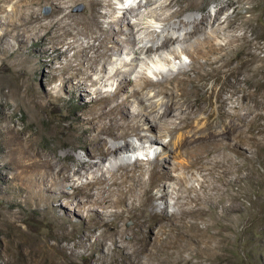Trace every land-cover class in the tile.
<instances>
[{"label": "bare ground", "instance_id": "6f19581e", "mask_svg": "<svg viewBox=\"0 0 264 264\" xmlns=\"http://www.w3.org/2000/svg\"><path fill=\"white\" fill-rule=\"evenodd\" d=\"M76 1L79 0L13 1L12 17L10 16L8 25L0 33V58L8 50L3 45L5 38L10 36L18 43L24 42L22 36L29 25L27 23H34L33 28L43 29L46 36L45 43L49 46L43 49L45 53L58 52L57 59L61 55L74 52L71 57L77 64L72 69L76 70L75 74L80 76L81 86L92 77L93 71L105 73L106 64L113 61V55L127 47H131L134 52L130 65H133L131 64L133 61L137 62L134 65H139L140 61L143 63L144 60L166 64L171 63L172 59L182 58V55L190 60L189 63L180 62L175 68H155L154 72L159 76L156 80L147 73L142 74L143 83L140 87L131 90L128 97L121 101L114 99L116 93L105 94L94 99L93 110L82 117L75 118L80 126L70 127L71 131L81 135V143L92 147L86 152L84 158L73 157L68 153L59 157L55 150L43 155L38 147L34 150L32 157L34 178L29 192H26L27 198L38 207L43 206V218H47V222L54 225L52 233L40 242L49 244L48 239L52 238L56 241L57 249L61 247L62 252L66 253L70 248L67 245L69 243L75 245L76 249L90 250L88 259L91 264L95 262L135 264L131 258L134 254L132 251L122 255L109 251L101 257L100 249L107 246L108 241L113 245L122 244L120 243L122 236L127 232L123 223L129 218L135 221L140 235L134 240V244H138L141 249L151 244L155 247L157 242L163 245L161 242L168 241L165 237L168 230L196 228L199 224L197 225L194 219H205L216 213L215 208L207 200L213 197V190L219 191L212 180V175L217 173L215 168L219 165L217 161H214V166H210L208 160L212 158V155L228 147H223L216 143L217 141L206 142L200 144L201 146L194 153L187 155L182 162L169 161V156L161 160L143 162L139 156L134 158L135 155L129 153L137 152L142 148L140 146L147 142L150 144L160 142L166 134L176 136L177 133L185 132V134L209 137L222 128L227 131L231 125L240 126L243 123L244 105L238 102V106L230 112L227 107L229 102L249 99L256 105L264 107V34L251 20L235 24L232 19L227 18L229 22L226 23V20L220 22L219 14L229 2L234 0H227L224 4L215 6V18L210 25L214 29L210 32H206L209 25L207 20L211 12L208 7L210 0H167L161 5L157 4L158 0H147L146 3L133 0L123 9L122 14H117L115 9L112 12L100 11V8L104 6H113L111 0H84L88 4V10L83 15H77L70 10ZM45 3L53 6L52 17L48 22H44L38 10ZM152 5H158V10H155L157 8L150 10ZM4 6L0 5V8H5ZM142 6L148 7L146 17L151 16L155 23H163L161 28H152V24L147 26V18L144 17L133 23L126 22L130 14L135 13L139 16ZM165 7L168 8L169 13L163 15ZM191 10L199 11L201 16L194 13L185 15ZM117 19L121 23L113 32L112 39L108 40L106 35ZM173 21L178 23L171 25ZM25 24L27 27L24 26ZM238 29H243L244 33L236 34ZM78 35L90 38L88 44L81 43ZM70 37L73 38L72 41H68ZM176 42L184 44L182 49L175 46ZM115 70L114 75L123 71L120 67ZM211 80L217 84L215 86L217 89L212 94H206L205 88ZM150 91H154L152 96L150 94L151 98L163 96L162 105L154 100L148 104L145 103L143 96ZM132 98H135L138 106L134 108V111L129 112L127 109ZM153 112H157L158 116L154 117ZM259 118L262 121L258 124V129L260 133H264V113H260ZM132 138L137 141H133ZM77 147L74 146V148ZM164 149L171 150L170 143L164 144ZM53 157L59 162L71 161L73 165L59 167L52 161ZM103 164L104 167H101ZM146 164H149L147 169H145ZM98 170H102V174L95 175L94 182H88V189L83 188L74 193L67 191L66 187L75 176L89 171L94 173ZM146 170L147 180L143 178ZM195 170L203 175L200 189L188 185V177L184 175L187 172L194 173ZM224 171L221 170L220 176L216 177L217 182H224L222 177ZM256 171L258 172L257 169ZM117 172L119 177H115ZM107 173L111 174L112 178H107ZM95 183L99 184L96 189H94ZM170 183H172L170 186L172 189L168 191L166 184ZM113 193H117L116 198H112ZM169 196L174 199V206H177V209L170 211V214L166 204L161 209L157 208L158 201L167 200ZM217 197L223 208L229 212L235 207L233 204L241 199L239 194L230 192H220ZM73 201H75L74 204ZM108 208L111 210L106 212ZM155 217L165 219L166 223L160 225L159 232L149 240L147 238L150 236L151 221ZM218 218L217 213L213 219L217 225ZM81 226L84 228L80 230ZM211 227L213 226L209 224L206 229L209 230ZM97 229H100V233L92 234ZM142 232L146 233V236H142ZM63 242H66L65 245H62ZM74 250L71 249L69 257L74 254ZM114 250L113 247L112 251ZM164 260L162 259L163 262Z\"/></svg>", "mask_w": 264, "mask_h": 264}, {"label": "rangeland", "instance_id": "374dc122", "mask_svg": "<svg viewBox=\"0 0 264 264\" xmlns=\"http://www.w3.org/2000/svg\"><path fill=\"white\" fill-rule=\"evenodd\" d=\"M11 1L0 0V5H5V8H0V33L8 25V20L12 15L13 1L15 0ZM111 1L113 6H104L100 8V11L112 12L115 9L117 14H122L123 9L129 5L128 3L133 2V0ZM166 1L158 0L157 4L161 5ZM141 2L146 3L147 0H141ZM225 2L227 0L209 1L208 7L211 12L208 16L207 23L209 25L206 32L214 29L210 25L215 18V6ZM158 5H152L150 10L157 8ZM143 7L139 16L135 13L130 14V18L126 22L133 23L144 17L147 18V26L152 24V28H161L163 23L157 22L159 20L155 23L154 18L151 16L146 17L145 14L149 10L147 6H145L146 8ZM167 9L165 7L163 15L169 13ZM38 10L39 14L43 16L44 22H48L52 17L53 6L50 3H45ZM70 10L77 15H83L88 10V4L84 0H79L73 3ZM155 10H158V8ZM190 13L201 16V13L197 10L188 11L185 15ZM227 18L232 19L235 24H240L244 20H251L258 30L264 34V0H234L229 2L218 16L220 22L225 20L226 23L229 22ZM147 22L149 23L147 24ZM120 23L119 19L113 22L110 32L106 35L108 40L112 39L113 32ZM177 23L173 21L171 25ZM27 24H29L28 27ZM27 24L24 25L27 29L22 36L24 42L18 40V43L12 37L7 36L3 41V45L8 50L0 58V264H91L88 259L91 254L90 250L76 249L75 245L69 243L67 244L68 247L75 249L74 254L69 257L68 254H70L71 249L69 248L67 253L62 252L61 247L57 249L54 239L49 238V244L40 242L52 233L51 230L54 225L48 223L47 218H43V206L38 207L27 198L26 192H29L34 178V160L32 159L34 150L38 147L43 155L48 151L55 150L59 157L68 153L73 157L84 158L86 152L92 147L81 143V135L71 131L70 127L80 126L75 118L82 117L93 110L94 99L105 94L113 95L116 93L114 99L121 101L128 97L131 90L140 87L143 83L142 74L147 73L152 79L156 80L159 76L154 72L155 68H175L180 62L189 63L190 60L182 55V58L172 59L171 63L166 64L162 62L156 64L151 60H144L143 63L140 61L141 64L139 65H134L137 63L136 61V63L133 61L131 63L133 65H130L129 62L134 58V52L131 47H127L118 54L113 55V61L106 64L105 73L100 71H93L92 73L91 71L92 77L85 81V85L81 86L79 84L80 76L76 75V70L72 69L77 64L71 57L74 52L71 51L68 55H61L57 59L58 52L45 53L46 51L43 49L49 45L45 43L46 36H44L43 29L33 28L34 23ZM235 33L242 35L244 30L238 29ZM78 36L81 43L88 44L90 38L85 35ZM69 40L72 41L73 38L70 37ZM220 41L224 42L223 39H220ZM96 43L98 44V42ZM175 46L182 49L184 44L176 42ZM124 59L127 63L124 62ZM84 64L87 65L85 62ZM117 67L122 68L123 71H131L129 73L122 71L114 75ZM97 80L98 82H96ZM216 85L213 80L209 81L204 93L212 94L217 89ZM243 85L245 84L243 83ZM153 92L150 91L143 96L145 103L148 104L154 100L159 101L162 105L163 96L158 95L151 98ZM238 102L244 105L243 123L240 126L231 125L227 131L222 128L218 130L220 132L217 131L218 133L215 132L209 137L185 134V132L177 133L176 136L166 134L160 142L155 144L147 142L140 146L142 148L137 152L129 153L135 155L134 158L139 156L143 162L155 159L161 160L166 156H169V161L182 162L187 158V155L194 153L199 146L206 142L217 141L216 143L223 147H228V149H222L223 151L221 150L216 155H212V158L208 161L210 166H214V161L218 162L219 166L215 168L217 170L215 172L218 174L212 175V180L218 186V190L221 193L230 192L241 196V199L233 204L235 207L231 209L232 211L229 212L223 208L219 197H217L220 192L213 190V197L207 200L215 208L216 213L212 214L213 217L194 219L196 224H199L196 228H193L194 230L183 228V230L178 228L177 231L168 230L165 234L168 241H164L165 244L161 242L163 244L161 245L157 242L155 247L151 244L141 249L138 244H134V240L140 236L135 221L131 218L126 219L123 227L127 232L123 234L124 237L122 236L120 241L122 244L113 245L112 242L108 241L107 246L100 249L99 255L101 257L110 251L116 255L133 252L135 255L132 254L131 258L135 264H139V262L140 264H158L160 261L159 264H264V133H260L258 129V124L262 121L259 114L264 113V107L245 99L229 102L227 105L228 110L233 112V109L238 106ZM137 106V101L132 98L127 111L132 112ZM161 107H159L160 110H162ZM157 114V112H153L154 117H157ZM133 141H137V139L134 138ZM166 143H170L171 150L164 149ZM74 146L78 147L74 148ZM256 160L257 162H255ZM52 161L59 167L73 165L71 161L59 162L55 157ZM105 164H108V162H105ZM101 167H104V164ZM147 168H149V164H146L145 169ZM220 169L225 170L224 176H222L224 182L216 181L220 176ZM238 169L240 170L238 171ZM102 172V170L94 173L89 171L75 176L66 187L67 191L74 193L83 188L88 189V182H94L93 177L101 175ZM118 174L117 172L115 177H119ZM184 175L188 177V185L200 189L203 179L202 173L195 170L194 173L187 172ZM106 177L112 178L111 174L108 173ZM247 177L248 180H246ZM143 178L148 179L147 170ZM171 185L172 183L166 184L168 191H171ZM97 187H99V184L95 183L94 189ZM116 197L117 193H113L112 198ZM254 202L256 203L255 206ZM74 203L75 201H73ZM157 204H159L157 205L158 209L163 208L166 204L169 214L177 209L171 196L167 200H159ZM106 210V212H109L111 208ZM217 213L219 214L218 225L213 220ZM164 220L155 217L151 221L150 236L147 239L150 240L156 236L160 225L166 223ZM175 223L178 224L179 222L175 221ZM209 224L213 227L207 230L206 226ZM83 228L81 226L80 230ZM220 232L222 234H219ZM99 233L100 229H97L92 234ZM141 235L146 236V233L142 232ZM173 242L175 243L173 244ZM65 243L63 242L62 245H65ZM167 246L169 249L166 248ZM113 247L114 252L112 251ZM163 257L169 259L170 262L164 260ZM137 258L141 259L138 260Z\"/></svg>", "mask_w": 264, "mask_h": 264}]
</instances>
